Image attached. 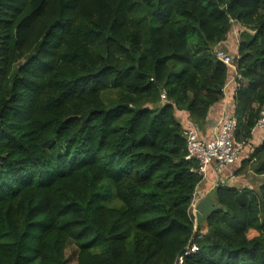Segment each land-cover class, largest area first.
I'll return each mask as SVG.
<instances>
[{
    "label": "trees",
    "instance_id": "1",
    "mask_svg": "<svg viewBox=\"0 0 264 264\" xmlns=\"http://www.w3.org/2000/svg\"><path fill=\"white\" fill-rule=\"evenodd\" d=\"M234 27L245 148L264 0H0V264H176L192 241L182 264H264V182L216 186L196 224L203 179L174 113L198 124L222 99L232 71L214 53ZM247 170L264 174V140Z\"/></svg>",
    "mask_w": 264,
    "mask_h": 264
},
{
    "label": "built area",
    "instance_id": "2",
    "mask_svg": "<svg viewBox=\"0 0 264 264\" xmlns=\"http://www.w3.org/2000/svg\"><path fill=\"white\" fill-rule=\"evenodd\" d=\"M229 36H237V28L231 29ZM215 57L218 58L223 64H225L231 71L230 80L234 82L233 91L235 93V68L237 62V55L231 54L224 50L222 47L215 49ZM228 82L223 86V96L226 93ZM161 100H165V95L162 93ZM236 118L234 111L228 113L222 117L216 126V130L212 136L205 138L199 128L191 124L188 129L184 130L185 145H186V160H194L197 162V167H191V171L199 174L204 179L210 168L213 172L218 174L224 171L230 165H234L240 158L241 152L244 149L245 142L238 141L235 138ZM254 129L262 131L264 133V102L262 103L259 111V116L255 123ZM224 183H220L219 186H223ZM218 186V184H217ZM201 197V193L195 188L192 193V200L190 206V212L195 215L196 205ZM195 226V225H194ZM201 238V233L197 239ZM198 249L196 242H191L177 257L176 264H182L184 258Z\"/></svg>",
    "mask_w": 264,
    "mask_h": 264
},
{
    "label": "crops",
    "instance_id": "3",
    "mask_svg": "<svg viewBox=\"0 0 264 264\" xmlns=\"http://www.w3.org/2000/svg\"><path fill=\"white\" fill-rule=\"evenodd\" d=\"M218 47H222L224 50L233 54L234 49H235L233 37L228 35L227 40L224 43L219 44ZM230 76L226 80V82H228V87L226 89L225 95L222 97V99L219 102L215 103L214 105L210 107L206 118L201 123H198V124L193 123L192 120L189 118L188 113L185 110L175 109L174 113L176 115V118L180 122L184 130L188 129L191 124H194L199 128L201 134L205 138H209L210 136L214 134L218 121L222 117L226 116L228 113L233 111L234 91L232 89H233L234 82L230 80ZM263 140H264V134L261 131L254 129L251 139L249 140L247 146L242 151L240 160L237 161L236 164L238 163L240 164V161L243 158L248 156L252 147L258 145ZM239 164L236 167H234L235 170L233 171V173L236 171ZM232 169L233 168L227 167L224 171L218 174L214 173L212 168L209 169L206 177L203 180H201V182L197 185V188L199 192L201 193V197L196 207L198 206L199 203L201 204L203 201L205 204L206 200H208L207 197L208 198L210 197L209 202L214 206L213 200H215V197H214L213 190L218 184L217 181L226 182L225 185H229V186H236V187L246 186L248 188H252L251 185L248 183V181H246L247 177L252 176L254 178H260L264 176V174L262 175L255 174L251 172L250 170H247L245 173L240 174V175H236V174L233 175L231 173ZM239 181L241 184H239ZM235 182L237 184H234ZM195 214L197 215L196 208H195ZM200 217L203 218L202 213H200Z\"/></svg>",
    "mask_w": 264,
    "mask_h": 264
},
{
    "label": "rangeland",
    "instance_id": "4",
    "mask_svg": "<svg viewBox=\"0 0 264 264\" xmlns=\"http://www.w3.org/2000/svg\"><path fill=\"white\" fill-rule=\"evenodd\" d=\"M49 147V145H45V148L47 149ZM239 164V163H238ZM238 164H234L233 166H231L230 168H233L231 170V173L234 175L236 174L235 172L233 173V171L235 170L234 167H236ZM230 171V170H229ZM228 171V172H229ZM245 173V172H244ZM229 178V177H228ZM227 178V179H228ZM246 181H248V183L251 185L252 188L254 189H257L263 182H264V176L260 177V178H254L252 176H248ZM222 181H217L218 183V186L220 185ZM229 182V181H228ZM224 183V185L226 184V182H222ZM234 184H237L236 182ZM239 184L240 181H239ZM208 200H206L205 204H204V201L200 204H198V206L196 207V213L197 215L195 214L194 215V218L196 217V224L198 219H199V222H201L203 219L200 217V213H202V217L205 218L206 217V214L211 210L213 209L215 206H213L210 202H209V199L210 197L208 198ZM214 205H215V202L213 201ZM66 254L68 256V261H67V264H76V257H75V253H72L70 250H67L66 251Z\"/></svg>",
    "mask_w": 264,
    "mask_h": 264
}]
</instances>
